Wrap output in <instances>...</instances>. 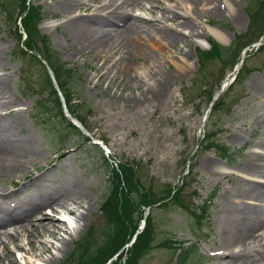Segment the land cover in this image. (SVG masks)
<instances>
[{
  "label": "rangeland",
  "instance_id": "obj_1",
  "mask_svg": "<svg viewBox=\"0 0 264 264\" xmlns=\"http://www.w3.org/2000/svg\"><path fill=\"white\" fill-rule=\"evenodd\" d=\"M108 1L102 0L101 3ZM162 1L166 6L175 5L172 0ZM258 1L261 0H231L227 3L224 0H214L213 4L207 7H199L190 17L194 30L199 33L198 37L190 38V35L185 44L180 43L169 50L164 49L159 43V47L156 48L145 47L148 53L158 58L161 63L164 62L159 71L163 78L160 76L159 81L162 86L167 82L172 88H169L165 98L158 105L137 106L128 98L121 99V96L128 97L130 92L127 90L121 92L113 83H109L110 80L105 82L101 79L99 67L102 62L98 58L85 60L78 55L79 51L74 46L79 45V41L63 25L66 21L64 7H58L54 0H29L31 6L35 4L41 7L43 19L37 25L39 34L49 38L54 52L59 54L60 63L65 64L67 68H75L83 79V81L72 79L75 88L73 99L81 103L79 111L85 116L93 138L104 141L108 151H111L112 155H109L111 157L108 159L103 157L98 146L86 143L74 134H69L63 140L55 139L45 126L35 119L34 110L38 93L34 90L38 74L33 71L30 75L27 74L29 76L27 78L22 76L21 63L12 56L16 45L15 37L11 27L6 25L3 16H0V75L11 77L9 93L14 96L13 102L0 105V115L3 120L12 123L18 132L17 137L29 139L31 148L38 153L34 159L25 162L24 172L20 169L11 178H0V189L7 188L8 191L20 189L34 178L42 177L50 183L55 181L63 184L73 183L86 198L81 203L90 206V215L73 233L67 251L57 254L54 248L60 243L46 238L52 247L41 258L49 259L53 255L59 257L55 264H63L80 243L78 241L84 239V234L93 230L92 239L97 240L95 236H99L103 226L100 206L108 193L109 169L106 162L109 160L110 163L135 162L141 181L147 185L151 180L156 186L155 192L159 195L163 194V186H177L178 190L182 176L189 173L187 177L191 186L185 190L186 205L200 206L213 195L208 227L206 231L194 234L189 214L180 205L169 203L163 206L165 208H155L153 211L155 243L164 238H171L175 242L189 246L196 241L195 236H199L201 241L198 248L192 245L195 246L196 253L190 255L188 263L226 264L227 258L219 254L223 247L220 244L218 198L223 189L231 190L235 186L236 191H239L241 183L233 179L225 180L219 177L216 171L240 177L239 166L247 153L259 151L253 145L261 138L263 131L261 117L264 116V96L259 85L264 84V51L251 53L247 61L251 73L244 77L242 83L235 85L233 89L235 95L233 94L228 103L231 108L221 111L213 119L212 130L215 132L216 143L222 144L229 155H234L230 159H220L212 151L197 149V143L202 140L203 133L208 127L206 125L202 129L200 125L208 108L207 90L217 92L221 83L232 76L235 68L228 62L235 60L244 44L248 43L246 35L250 30H253V35L259 34V37L264 34L263 23L254 21L259 20L257 15L260 13L261 5ZM218 4L220 7H213ZM95 8L100 7L94 5L91 9ZM89 13L91 12L83 9L80 11L73 9L70 16L85 17ZM133 14L149 20L164 18L163 12L160 9L154 10V7L151 14L149 11H133ZM80 16L78 18H81ZM159 25L175 27L165 19H161ZM211 30L222 34L226 45L218 43L210 34ZM185 32L186 35L189 34L188 30ZM259 37H255L253 42H257ZM210 40L224 48H231L225 63L216 61L214 57H210L211 60L206 58L200 60L196 56L197 49L208 50ZM70 46L75 50L70 49ZM185 53L188 57H183ZM128 56V71H131V76L136 72L149 74L147 67L150 66V62L144 64L142 56L134 59ZM131 87V93L135 95L140 90L134 79ZM232 132L240 137V142L231 140ZM199 143L201 146L209 147L207 142ZM207 161H211L213 165L211 168L206 167ZM261 164L264 167V160ZM11 183L14 185L13 188ZM193 190L197 195L192 194L194 197L190 198L189 194ZM12 198L16 199V195ZM197 213H200V209ZM20 243L27 249L23 238ZM20 255L19 251L13 250V259L18 264L22 263ZM174 258L172 251L157 248L143 258L142 264H174ZM7 263L3 261V264Z\"/></svg>",
  "mask_w": 264,
  "mask_h": 264
},
{
  "label": "bare ground",
  "instance_id": "obj_2",
  "mask_svg": "<svg viewBox=\"0 0 264 264\" xmlns=\"http://www.w3.org/2000/svg\"><path fill=\"white\" fill-rule=\"evenodd\" d=\"M54 1L58 7H64L66 21L63 25L78 39L79 45L74 46L79 51L78 55L85 60L98 58L102 62L99 67L101 79L105 82L110 80L109 83H113L121 92H130L128 97L121 96L122 100L128 98L137 106H155L165 98L172 86L167 82L165 86L161 85L159 71L164 62L148 53L145 47L156 48L159 43L169 50L180 43L185 44L190 35V38L198 37L199 33L194 30L190 17L199 7H207L214 0H172L173 6H166L162 0H109L103 5L102 0ZM224 1L227 3L231 0ZM94 5L100 8L91 9ZM153 7L154 10L160 9L164 18L149 20L132 14L134 10L152 13ZM73 9L91 13L85 17L78 15L81 18L71 17ZM161 19L175 27H160ZM187 30L188 35L185 34ZM210 34L218 43L226 45L222 34L215 30H211ZM74 47L70 46V49L75 50ZM128 55L131 59L142 56L144 64L150 62L147 67L149 74L136 72L131 76ZM186 56L187 53L183 57ZM133 79L140 87L136 95L131 93ZM10 80V76L0 75V105L14 101V96L9 93ZM259 87L264 96V84ZM11 124L0 115V178H11L20 169L24 172L25 162L38 155L31 148L28 138L17 137L18 132ZM261 125V138L253 145L259 151L247 153L239 166L241 176L216 171L219 177L241 183L239 191L235 186L231 190L223 189L218 198L220 244L223 247L219 252L227 258L226 264H264V167L261 164L264 160V116L261 117ZM230 138L240 142L235 132L231 133ZM211 165V161H207L206 167L211 168ZM8 190L0 189V264L3 261L18 264L13 259V250L21 254V264H55L59 257L52 255L49 259L41 258L52 247L45 239L51 238L60 243L54 248L57 254L67 251L73 233L90 215V206L81 203L85 196L73 183H50L42 177L34 178L20 189ZM14 195L16 199L12 198ZM58 215H68L70 218L65 223ZM22 238L27 249L20 243Z\"/></svg>",
  "mask_w": 264,
  "mask_h": 264
},
{
  "label": "trees",
  "instance_id": "obj_3",
  "mask_svg": "<svg viewBox=\"0 0 264 264\" xmlns=\"http://www.w3.org/2000/svg\"><path fill=\"white\" fill-rule=\"evenodd\" d=\"M25 11L26 0H0V12L4 14L7 23L13 24L18 39L21 38L17 34L18 28L14 16L16 13L22 14ZM40 18L39 9L29 7L26 16L21 21L22 29L26 34L24 47L28 51L35 50L40 53L47 61L48 65L54 71V75L66 99L70 113L78 119H81V114L76 110L77 106L71 104L70 93H72V90L69 84L71 79L67 77L69 71L67 70L66 72L64 67L59 65V60L51 50L47 38L40 36L36 28ZM251 35H246L247 42L254 39L255 35L252 38L250 37ZM229 50L212 43V51L205 57L206 59L215 57L222 60L227 58ZM21 56L24 57L25 62L36 67L42 74L43 87L47 90L49 99L57 107L59 117L62 118L59 101L41 62L34 55H29L23 50L21 51ZM61 125H64L65 129L69 128L78 133L70 124H66L64 119ZM59 131L56 126L53 128V132ZM108 180V193L100 206L103 226L99 236L94 235L97 240L92 239L93 233L91 231L93 230L87 232L84 239L77 244L78 246L75 247L74 252L63 264H106L123 248L137 229L142 216V207L148 206L150 202V192L140 185L135 178V174L127 169L124 164H121L117 169L112 168ZM201 210L205 212L204 208H201ZM193 216L196 220L202 217L194 213ZM196 224L200 227L198 221ZM153 234H155L154 224L150 218L145 230L137 237L131 248L128 249L129 255L127 254L128 257L125 255L126 260L124 264H141L142 256L152 248L154 243ZM180 251L181 253L176 264H186L189 256L195 252L191 247L182 248ZM123 258V254L119 255L117 260L112 264H121Z\"/></svg>",
  "mask_w": 264,
  "mask_h": 264
}]
</instances>
